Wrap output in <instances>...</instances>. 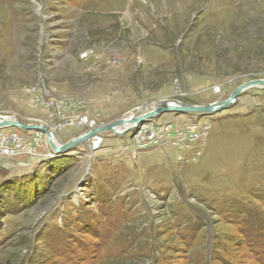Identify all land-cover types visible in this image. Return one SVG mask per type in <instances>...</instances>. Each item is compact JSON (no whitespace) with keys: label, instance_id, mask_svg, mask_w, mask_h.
Here are the masks:
<instances>
[{"label":"rangeland","instance_id":"rangeland-1","mask_svg":"<svg viewBox=\"0 0 264 264\" xmlns=\"http://www.w3.org/2000/svg\"><path fill=\"white\" fill-rule=\"evenodd\" d=\"M253 79L264 0H0V115L59 144ZM191 124L187 150L135 143ZM137 126L58 153L43 130L0 128V264H264V88Z\"/></svg>","mask_w":264,"mask_h":264},{"label":"water","instance_id":"water-1","mask_svg":"<svg viewBox=\"0 0 264 264\" xmlns=\"http://www.w3.org/2000/svg\"><path fill=\"white\" fill-rule=\"evenodd\" d=\"M253 86H258L264 88V79H253L246 82H243L242 84L238 85L230 94L228 97L221 101H214L210 104L205 105H194V104H185L182 102H178L176 105H166L161 101V105H157L153 110L147 111V113L144 114V117H136L134 120L138 122H142L144 120L150 119L152 117L158 116L162 113L166 112H193V113H212L218 110H221L223 108L228 107L231 103H233L237 96L240 94V92L244 91L245 89ZM124 122L123 118L117 119L113 122H108L104 125H99L97 127L92 128L87 134L83 133L82 135L71 139L70 141L66 143H62L59 147H55L53 144H50L51 149L55 152H66L70 150L71 148L87 141L89 139V136L95 133H98L100 131L109 130L111 127L120 125ZM20 127L23 129H40L46 132V136L49 135L47 129L42 125H30V124H23L19 122L18 120H7L4 116H0V128L3 127ZM129 129V128H127ZM126 129V130H127ZM125 131V130H124Z\"/></svg>","mask_w":264,"mask_h":264},{"label":"built area","instance_id":"built-area-1","mask_svg":"<svg viewBox=\"0 0 264 264\" xmlns=\"http://www.w3.org/2000/svg\"><path fill=\"white\" fill-rule=\"evenodd\" d=\"M87 52L83 53V56H86ZM219 88H217L216 90H218ZM138 123L133 126V127H129V129L123 131V133H121L120 136H125L126 133L134 130V129H138L137 126ZM142 128H144V126H142ZM165 129V128H164ZM163 128H157L156 126L150 127V126H145L144 129V133L140 136H138L135 140V143L139 144V148H144L146 146H148V144H155L156 146L162 148V149H169L168 146L172 145L174 146V148L177 149H189L191 148L193 145L190 144V142L193 141H198V139L200 138L199 136L201 135L200 132H197L196 130H194L193 124L189 125L188 128H177L175 130H172V128L170 129V127H167V132L163 131ZM204 130V127L202 128ZM142 130H140L141 132ZM13 138L16 141H19V137L17 136V134H12ZM102 139L94 136L93 139L91 140V149L95 150L100 146ZM14 148H12V146L6 147V148H1L2 151L4 152H8V151H12ZM178 159H182L181 156H178Z\"/></svg>","mask_w":264,"mask_h":264},{"label":"bare ground","instance_id":"bare-ground-1","mask_svg":"<svg viewBox=\"0 0 264 264\" xmlns=\"http://www.w3.org/2000/svg\"><path fill=\"white\" fill-rule=\"evenodd\" d=\"M164 104L166 105H176L178 102H175V101H164L163 102ZM162 103H158V104H155L153 106H150V108L148 110H145V111H139L138 112V115H136L137 113H135V111H131L129 112L128 114H126L123 119H124V122L120 125H116V126H113L109 129V131H112L113 133L115 134H121L123 133L124 130H126L127 128L129 127H133L137 124V122L134 120L136 117H144V114L147 113V111L149 110H153L157 105H161ZM142 108V107H141ZM153 108V109H152ZM141 110V109H140ZM0 116H4V115H0ZM7 120H14L13 117H9V116H4ZM88 132V131H87ZM97 134V133H96ZM91 136V135H90ZM89 136V137H90ZM93 136L92 135L90 137V140H89V146L91 147V140L93 139ZM47 140L50 141L51 144H53L55 147H59L61 144H59L57 141H56V135L54 132H49V135L47 136Z\"/></svg>","mask_w":264,"mask_h":264}]
</instances>
